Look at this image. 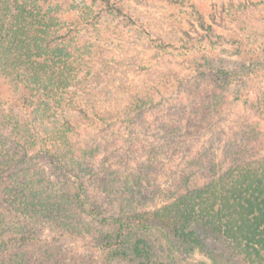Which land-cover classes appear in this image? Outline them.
<instances>
[{"label": "trees", "instance_id": "1", "mask_svg": "<svg viewBox=\"0 0 264 264\" xmlns=\"http://www.w3.org/2000/svg\"><path fill=\"white\" fill-rule=\"evenodd\" d=\"M65 3L0 0V264H264V128L242 113L264 122V0L194 10L178 45L122 0ZM70 6L83 10L75 20ZM115 22L186 56L187 80L204 76L219 88L205 107L211 138L200 162L214 177L192 187L186 173L159 204L128 166L96 167L101 151V166L111 153L122 163L121 128L146 132L143 112L158 89L148 78L129 86L109 61L103 73L84 69L87 50L73 47L82 31ZM176 137L163 140L174 146ZM35 224L87 240L86 252L50 260L46 248L40 259Z\"/></svg>", "mask_w": 264, "mask_h": 264}, {"label": "rangeland", "instance_id": "2", "mask_svg": "<svg viewBox=\"0 0 264 264\" xmlns=\"http://www.w3.org/2000/svg\"><path fill=\"white\" fill-rule=\"evenodd\" d=\"M60 1L68 4L65 0ZM122 1L148 15L153 20L151 29L160 32L162 41L174 45H178L181 38L188 39L185 30L191 29L194 10L208 12L217 6L226 9L229 6V0H190L188 4L174 0ZM233 1L236 3L240 0ZM68 11L71 15L68 18L72 17L75 20L83 10L70 6ZM67 16L69 13L63 18ZM137 36L136 30L123 28L122 24L118 25L115 22L108 27L103 26L100 32L92 28L88 32L82 31L81 39L73 47L82 45V48L87 50L84 60L87 66L84 69L91 75L97 71L103 73L106 69L103 62L109 61L108 68L125 71L124 77L129 86H135L147 78L148 84L158 86V89L154 90L157 92L154 97L155 105L143 112V117L145 116L147 120L144 123L146 132L137 136L129 128H121L117 152L120 151L118 153L122 155L120 158L122 163H118L115 153H111L110 160L105 162L106 167L101 166L105 161L104 151H101L95 162L101 172L106 169L120 170L128 166L132 173L140 177L143 190L156 195V204H159L158 202H166L172 192L183 188L186 173L190 174L191 180L189 179L188 185L192 187L201 186L214 177V173L207 165L205 163L200 165V162L206 160L205 150L211 138L203 117L205 107L209 97L216 94L219 88L208 77L200 76L195 78L196 80H187L186 76L192 74L193 67L186 56L178 54L170 46L160 48L155 43L150 44L145 38L139 40ZM161 40L159 38V41ZM121 58H134V61L122 66L119 61ZM215 63L218 64L217 61ZM179 79H184V83L180 84ZM229 94L227 96L232 97ZM237 110L233 108L232 112L235 113ZM242 113L264 128V122L257 115L249 110ZM235 115H232L231 119ZM176 129L179 132L177 137ZM168 130L176 137L174 146H168L163 140ZM144 135L148 137L144 139L145 141L142 139ZM192 158L198 159L196 168H188ZM35 225L33 227L39 231L38 235L42 242L40 245L33 244V248L40 259L45 258L42 255L46 248L51 253L50 260H60L67 254L79 256L86 252L89 244L87 240L70 235L60 236L57 230L46 225Z\"/></svg>", "mask_w": 264, "mask_h": 264}]
</instances>
